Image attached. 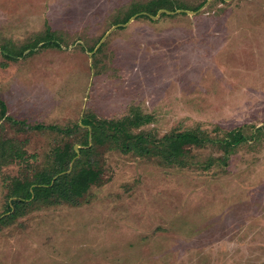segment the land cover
I'll use <instances>...</instances> for the list:
<instances>
[{
	"label": "rangeland",
	"instance_id": "rangeland-1",
	"mask_svg": "<svg viewBox=\"0 0 264 264\" xmlns=\"http://www.w3.org/2000/svg\"><path fill=\"white\" fill-rule=\"evenodd\" d=\"M150 1L0 0V45H32L46 26L61 45L0 55L8 117L44 127L0 122V141L25 152L0 169V217L54 149L82 148V130L51 125L135 108L151 121L134 133L204 139L172 163L100 150L102 181L78 205L38 204L0 227V264H264V0H161L173 14L123 22ZM240 128L247 142L221 150Z\"/></svg>",
	"mask_w": 264,
	"mask_h": 264
},
{
	"label": "trees",
	"instance_id": "trees-1",
	"mask_svg": "<svg viewBox=\"0 0 264 264\" xmlns=\"http://www.w3.org/2000/svg\"><path fill=\"white\" fill-rule=\"evenodd\" d=\"M165 6L166 4L161 0H151L141 6V12L133 10L123 22H127L135 14H140V17L155 15ZM59 34L46 26L44 31L35 35L32 45L26 43L22 47H14L3 44L0 45V55L7 61L16 62L23 57L26 51L32 55V50L37 47H39L38 51L61 49L58 41ZM7 113L6 103L0 98V122L11 120ZM150 121V116L142 115L132 108L130 113L121 119L102 118L88 111L72 128L53 125L45 128L65 136L71 135L74 132L73 128L82 130V148L75 152L73 147L66 143L62 148L54 149L53 164L47 169L35 172L32 180L26 179L23 182L19 193L12 194L15 200L8 203L6 213L0 217V227L24 215L25 208H33L38 204L40 206H55L60 203L78 205L80 198L92 186L102 181L103 173L98 166L99 163L92 159L99 155L100 150H117L123 155L133 153L141 158H158L166 163H172L185 156L187 147L201 148L203 146L204 139L193 131L171 132L160 139L151 134L132 131ZM11 122L30 130L44 129L41 125L29 126L15 120H11ZM247 140L248 137L241 128L234 129L225 133L219 148L227 152ZM10 143L11 141L6 139L0 141V169L14 161L25 160V152L15 151L14 145ZM71 162L72 166L70 167Z\"/></svg>",
	"mask_w": 264,
	"mask_h": 264
},
{
	"label": "water",
	"instance_id": "water-1",
	"mask_svg": "<svg viewBox=\"0 0 264 264\" xmlns=\"http://www.w3.org/2000/svg\"><path fill=\"white\" fill-rule=\"evenodd\" d=\"M210 1V0H209ZM226 1H230V0H226ZM159 14H173L172 12H169V11H167V10H160L159 12H158V15ZM153 19H157V17H154ZM127 24H128V22H127ZM112 30H114V28L112 29ZM111 30V31H112ZM111 31H109L103 38H102V40L100 41V43H99V45L97 46V48L100 46V44L105 40V38L109 35V33L111 32ZM97 48L94 50V51H96L97 50ZM92 54H90V56H91ZM75 149H77L76 147H75Z\"/></svg>",
	"mask_w": 264,
	"mask_h": 264
}]
</instances>
